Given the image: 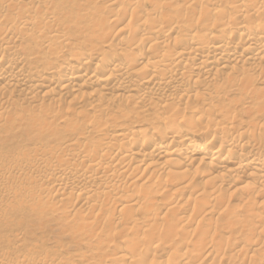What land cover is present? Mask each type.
<instances>
[{
	"label": "bare ground",
	"instance_id": "6f19581e",
	"mask_svg": "<svg viewBox=\"0 0 264 264\" xmlns=\"http://www.w3.org/2000/svg\"><path fill=\"white\" fill-rule=\"evenodd\" d=\"M0 264H264V0H0Z\"/></svg>",
	"mask_w": 264,
	"mask_h": 264
},
{
	"label": "rangeland",
	"instance_id": "374dc122",
	"mask_svg": "<svg viewBox=\"0 0 264 264\" xmlns=\"http://www.w3.org/2000/svg\"><path fill=\"white\" fill-rule=\"evenodd\" d=\"M188 115H189L188 112L185 111V116L182 118V120H184L186 117H189ZM133 127H134V129H141V126L138 124H133Z\"/></svg>",
	"mask_w": 264,
	"mask_h": 264
}]
</instances>
